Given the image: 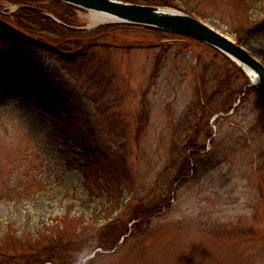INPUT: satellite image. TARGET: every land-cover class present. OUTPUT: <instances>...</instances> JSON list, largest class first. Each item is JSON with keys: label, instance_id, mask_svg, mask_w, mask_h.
Returning a JSON list of instances; mask_svg holds the SVG:
<instances>
[{"label": "rangeland", "instance_id": "obj_1", "mask_svg": "<svg viewBox=\"0 0 264 264\" xmlns=\"http://www.w3.org/2000/svg\"><path fill=\"white\" fill-rule=\"evenodd\" d=\"M121 1L192 15L264 65V0ZM18 9L0 0V16ZM91 16L79 12L84 27ZM127 25L140 28L72 62L0 36L15 64L0 87V264H264V104L250 76L199 40ZM24 57L60 79L73 118L40 105ZM74 138L98 149L99 178L85 180Z\"/></svg>", "mask_w": 264, "mask_h": 264}, {"label": "trees", "instance_id": "obj_2", "mask_svg": "<svg viewBox=\"0 0 264 264\" xmlns=\"http://www.w3.org/2000/svg\"><path fill=\"white\" fill-rule=\"evenodd\" d=\"M11 1L18 4L19 9L12 17L0 16V29H2L0 36L5 35L10 40H17L23 45V48L25 46H34L41 51L51 52L53 55H57V57L67 62H72L75 59H83V55L86 57L91 50L105 46V43L109 39L114 41L113 39L118 37L117 35H121L132 27L140 28L139 26L127 24H106L94 30L71 29L59 22L53 21L46 13L55 15V18L61 20L63 23L65 22L67 25L83 26V23L79 19V12L82 10L76 6L65 4L58 0ZM248 1L252 2L253 0ZM260 24L264 25V21ZM146 29L168 33L167 31L152 27H147ZM10 58V56L0 58V87L11 79L9 70H12L15 64L14 66L11 64L9 61ZM20 61L34 70L28 81L35 91L44 95L39 98L40 105L44 102L48 106V110L50 109L51 114L55 116L58 115L59 111H64L66 116L73 118L76 105L69 98L70 96L67 94V90L63 88V84L60 82V79L56 78L55 73L45 68L41 63H34L33 60H28L25 57L23 59L20 58ZM54 123L57 127L56 121ZM73 142H78V145L81 147L82 163L78 162V166L81 171H84L85 180H90L88 173L93 172L92 169L97 178H99L101 172L98 170L100 169L98 168V161L101 156L99 155L98 149L93 145L82 144L80 138H74ZM85 168L88 170L86 171ZM62 225L63 222L55 225L53 229L51 228L48 236L55 237V239L63 238ZM123 227V222L120 221L114 227V230H120ZM109 244L111 243L106 242L102 246L112 250L114 244Z\"/></svg>", "mask_w": 264, "mask_h": 264}, {"label": "water", "instance_id": "obj_3", "mask_svg": "<svg viewBox=\"0 0 264 264\" xmlns=\"http://www.w3.org/2000/svg\"><path fill=\"white\" fill-rule=\"evenodd\" d=\"M98 15H109L112 22L136 24L163 29L185 37L199 40L217 48L245 68L251 70L256 81L253 85L264 104V65L251 56L242 46L223 33L210 27L192 15L148 4H136L121 0H59ZM105 24L101 23L98 26ZM247 73V72H246ZM248 74V73H247Z\"/></svg>", "mask_w": 264, "mask_h": 264}, {"label": "bare ground", "instance_id": "obj_4", "mask_svg": "<svg viewBox=\"0 0 264 264\" xmlns=\"http://www.w3.org/2000/svg\"><path fill=\"white\" fill-rule=\"evenodd\" d=\"M60 2H62V1H60ZM63 3L70 4V3H67V2H63ZM70 5H72V4H70ZM46 15H48L49 17H51L53 19V21H56V22H59V23L63 24V22L61 20L55 18V15L50 14V13H46ZM91 21H92V24H93V27L92 28L91 27H84V26L83 27L82 26H72V25H69V26H71L70 27L71 29H76V30L77 29L78 30H84V29L85 30H94L96 28L101 27V25L98 26V24H101V23H106L107 24V23H110V22L114 21V19L112 17H110L109 15H98V14L92 13ZM245 69H246V72L248 73V75L250 76L252 82L256 81L255 74L251 70H249L248 68H245Z\"/></svg>", "mask_w": 264, "mask_h": 264}]
</instances>
